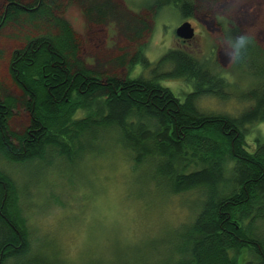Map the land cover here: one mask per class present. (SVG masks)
I'll return each instance as SVG.
<instances>
[{"label":"trees","instance_id":"obj_1","mask_svg":"<svg viewBox=\"0 0 264 264\" xmlns=\"http://www.w3.org/2000/svg\"><path fill=\"white\" fill-rule=\"evenodd\" d=\"M110 2L123 0H0V62L6 59L12 81L8 87L0 75V157L49 164L53 152L74 162L100 152L104 132L115 133L135 167L152 165L156 186L198 193L192 217L173 231L165 264H264V135L249 136L251 125L264 122V48L253 39L244 59L232 62L231 72L247 69L252 79L232 96L230 78L192 50L171 47L147 58L144 42L163 4L145 3L137 12L122 7L125 38L108 54L109 68L94 69L81 57L84 39L66 13L78 6L96 33L114 13ZM169 2L216 34L230 16L215 9L217 0ZM231 26L230 34L237 32ZM135 65L141 70L132 75ZM166 79L191 88L177 93ZM205 96L244 105L237 114L204 109L198 102ZM16 109L27 116L19 127L11 123ZM18 195L0 169V264H39L43 244L31 243Z\"/></svg>","mask_w":264,"mask_h":264},{"label":"rangeland","instance_id":"obj_2","mask_svg":"<svg viewBox=\"0 0 264 264\" xmlns=\"http://www.w3.org/2000/svg\"><path fill=\"white\" fill-rule=\"evenodd\" d=\"M166 1L110 2L114 13L109 11L110 16L98 25L96 33L89 32L91 24L81 8L71 6L66 17L84 39L83 60L94 69L109 68L108 54L116 51L125 38L121 25L128 15L123 6L137 12L145 3L163 4L155 12L154 28L144 42L149 60H156L168 48L185 47L205 58L208 67L230 78L232 96L250 88L252 79L247 69L231 72L232 62L221 38L234 29L233 21L238 29L232 31L233 37L246 32L264 48V0H217L215 9L230 14L220 20L219 34L207 30L196 18L181 15L177 4ZM184 20L191 22L194 30L185 42L175 34ZM8 44L2 42L8 48L12 46ZM5 63L6 59L1 60L0 75L11 87ZM140 70V65H135L129 73ZM165 82L177 93L191 88L182 79ZM232 96L225 102L205 96L198 104L204 109L237 114L244 103ZM21 118H27L26 111L16 109L11 121L14 127H19ZM256 130L264 135V122L251 125L250 138ZM101 140L100 152L84 154L74 162L67 163L53 152L49 164H14L0 157V169L18 187L16 202L31 243L43 244L39 264H165L172 256L168 243L173 240V231L192 217L198 193L173 194L156 186L151 178L152 165L145 162L135 167L129 152L116 143L115 133L104 132Z\"/></svg>","mask_w":264,"mask_h":264},{"label":"clouds","instance_id":"obj_3","mask_svg":"<svg viewBox=\"0 0 264 264\" xmlns=\"http://www.w3.org/2000/svg\"><path fill=\"white\" fill-rule=\"evenodd\" d=\"M222 41L226 46V52L230 59V62H241L253 41V37L246 32L233 37L230 33H225L222 36Z\"/></svg>","mask_w":264,"mask_h":264},{"label":"water","instance_id":"obj_4","mask_svg":"<svg viewBox=\"0 0 264 264\" xmlns=\"http://www.w3.org/2000/svg\"><path fill=\"white\" fill-rule=\"evenodd\" d=\"M175 34L183 40L189 39L193 36L194 30L191 22L185 20L175 29Z\"/></svg>","mask_w":264,"mask_h":264},{"label":"flooded vegetation","instance_id":"obj_5","mask_svg":"<svg viewBox=\"0 0 264 264\" xmlns=\"http://www.w3.org/2000/svg\"><path fill=\"white\" fill-rule=\"evenodd\" d=\"M178 39H180L181 41H183V42H185L183 39H181V38H178Z\"/></svg>","mask_w":264,"mask_h":264}]
</instances>
